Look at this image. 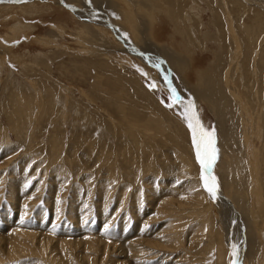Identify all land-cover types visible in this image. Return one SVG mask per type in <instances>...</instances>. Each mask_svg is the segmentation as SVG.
I'll use <instances>...</instances> for the list:
<instances>
[{
    "label": "rangeland",
    "instance_id": "374dc122",
    "mask_svg": "<svg viewBox=\"0 0 264 264\" xmlns=\"http://www.w3.org/2000/svg\"><path fill=\"white\" fill-rule=\"evenodd\" d=\"M263 3L0 0V264H264Z\"/></svg>",
    "mask_w": 264,
    "mask_h": 264
},
{
    "label": "snow or ice",
    "instance_id": "6c2138e0",
    "mask_svg": "<svg viewBox=\"0 0 264 264\" xmlns=\"http://www.w3.org/2000/svg\"><path fill=\"white\" fill-rule=\"evenodd\" d=\"M191 107V106H190ZM189 127L193 130V139L197 148V159L201 165L202 171L210 172L213 163L215 162L217 150L215 148V141L203 128L199 125L197 121L196 125H193L189 122ZM199 129V133H197ZM202 181L204 182L205 189L215 197L218 190L215 178L211 176H201Z\"/></svg>",
    "mask_w": 264,
    "mask_h": 264
},
{
    "label": "bare ground",
    "instance_id": "6f19581e",
    "mask_svg": "<svg viewBox=\"0 0 264 264\" xmlns=\"http://www.w3.org/2000/svg\"><path fill=\"white\" fill-rule=\"evenodd\" d=\"M247 1H248V0H247ZM251 1H253V0H251ZM261 2H262V1H261ZM247 3H248V2H247ZM263 6H264V3H263ZM86 18H87V17H86ZM252 27H253V26H252ZM252 29H254V28H252ZM252 29H251V31H252ZM86 30L89 31V29H86ZM240 31H241V29H240ZM241 32H242V31H241ZM252 32H253V31H252ZM125 38H126V37H125ZM126 41H127V40H126ZM243 42H244V41H243ZM244 43H246V42H244ZM243 45H244V44H243ZM243 49H244V48H243ZM240 50H241V49H239V51H238L239 54H240V55H238V56H241V53H243V52H240ZM245 50H246V49H245ZM257 50H258V49H257ZM259 50H260V49H259ZM135 51H136V50H133V52H135ZM254 51H255V50H254ZM133 52H132V53H133ZM259 52H260V51H259ZM259 52L256 53V54H257V57H256L257 59H258V57H259ZM136 53H137V52H136ZM245 53H246V51H245ZM247 53H248V50H247ZM248 54H249V53H248ZM253 54H254V53H253ZM137 56H140L142 59H144V61H146V62L149 63V64H150V61H151V60H152V64H153V65H154L153 60L156 61V59H153V58H147V57H144V56H141V55H137ZM249 58H250V61H251V59H252L251 55H250ZM256 58L253 57V60H254V62H252V63H253L252 66H253V67H254V63L256 64V60H255ZM258 60H259V59H258ZM162 63H164V62H162ZM150 65H151V64H150ZM157 65L159 66L160 64L157 62ZM161 71L163 72V74H166V78H167V80H169L170 85L173 86V88H174L173 90L175 91V90L177 89V86H176V85H173L175 79H174L171 75H170V77L168 78V77H167V71H166L165 69H161ZM168 75H169V73H168ZM229 75H230V74H229ZM240 78L242 79V77H240ZM171 82H172V84H171ZM179 98H180V97H179ZM213 104L215 105V103H213ZM215 106H216V105H215ZM116 107H117V106H116ZM184 107H185V106H184ZM119 110H120V108H119ZM187 110H188V108H187ZM187 110H186V111H187ZM66 111H67V110H66ZM67 112H68V111H67ZM122 113H123V112H122ZM186 113H187V114H185L184 117L186 118V120H188V116H189V115H188V112H186ZM190 129H191V128H190ZM219 201H220V200H219ZM224 202H225V201H224ZM226 204H227V203H226ZM229 209H230V208H229ZM230 210H231V209H230ZM231 211H233V210H231ZM230 245H231V246H234V245H235V242H234V243H233V242H232V243L230 242ZM237 246H238V245H237ZM237 246H236V247H237ZM237 252H238V251H237Z\"/></svg>",
    "mask_w": 264,
    "mask_h": 264
},
{
    "label": "water",
    "instance_id": "95a60500",
    "mask_svg": "<svg viewBox=\"0 0 264 264\" xmlns=\"http://www.w3.org/2000/svg\"><path fill=\"white\" fill-rule=\"evenodd\" d=\"M140 55H143V56L147 57L146 55L141 54V53H140ZM191 108H193V107H191ZM195 116H196V115H194V112H193V115L191 116L192 119H190V121H191V123H192L193 125H196V123H197V119H196ZM197 133H199V129H197ZM193 135H194V133H193V130H192V128H191V143H192V145H193V149H194V152H195L196 160H197V162L199 163V161H198V159H197V155H196L197 148H196V144H195L194 139H193ZM199 166H200V169H201V176H202V175H205V176H211V177H213V173H212L211 171H210V172H204V171H202V168H201L200 163H199ZM203 183H204V182H203ZM232 253H233V258H234V259H233V261L231 262V264H239L240 260H239V256H237V255H238V252H236V251L234 250V248H233V249H232Z\"/></svg>",
    "mask_w": 264,
    "mask_h": 264
}]
</instances>
